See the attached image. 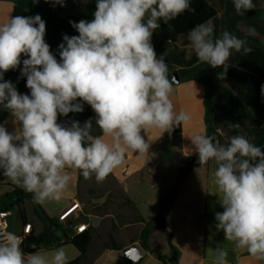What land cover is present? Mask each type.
<instances>
[{
	"label": "clouds",
	"instance_id": "clouds-1",
	"mask_svg": "<svg viewBox=\"0 0 264 264\" xmlns=\"http://www.w3.org/2000/svg\"><path fill=\"white\" fill-rule=\"evenodd\" d=\"M233 5L240 15L256 7L253 0H233ZM190 7V0H97L92 20L70 21L79 34L63 36L59 60L45 42L40 15L0 23V106L15 125L9 132L0 124L2 175L31 193L35 203L60 201L72 180L69 169L103 182L129 150L149 153L153 130L171 133L186 124L190 116L175 111L171 99L175 77L169 79L151 38L161 21L168 23ZM187 40L201 63L225 71L233 52L252 50L227 30L215 36L211 23L195 25ZM22 55L27 58L21 75L30 95L3 79L21 64ZM261 90L264 94V85ZM85 103L95 113L99 135L93 134L91 118L58 122L82 112ZM188 137L193 147L185 155L194 151L200 167L215 166L209 181L223 209L215 213L216 229L236 250L264 264V149L240 134L226 144L206 132ZM22 242L13 232L0 233V264H70L66 247L25 253ZM215 251L213 264H229L224 247Z\"/></svg>",
	"mask_w": 264,
	"mask_h": 264
},
{
	"label": "rangeland",
	"instance_id": "rangeland-1",
	"mask_svg": "<svg viewBox=\"0 0 264 264\" xmlns=\"http://www.w3.org/2000/svg\"><path fill=\"white\" fill-rule=\"evenodd\" d=\"M95 0H63V5L57 3L56 9L64 15L85 14ZM209 6L217 11L219 34L227 30L228 7L230 0H207ZM255 9H264V0H253ZM214 24L212 21L208 22ZM237 37L245 39L247 45H257L264 51V33L258 28L250 26L244 22L237 25ZM250 30L251 33H250ZM151 43L157 56H163L168 65L169 79L178 74L181 82L173 85L174 92L171 99L175 111L183 110L190 116V120L183 125L182 131L171 133H160L153 130L151 136L149 153L146 156H138L139 153L128 151L121 166L115 169L103 182H97L93 176V184L99 196L110 191L105 198V211L110 213L105 229L112 231L111 222H117L114 235L118 242L125 243L126 237H134L135 225L124 229L127 221L136 220L135 215H131L127 198L122 189L128 188L130 198L134 199L139 214L144 217L145 230L163 223L158 214L156 199L161 197L167 189L166 183L173 182L176 178L175 168L182 161L186 163L194 154L185 155L187 148H192L191 140L188 136L205 132L200 126L201 116L205 120L206 127L213 126L219 133V141L226 144L229 140L226 123L221 112L222 93L229 85L221 82L215 75L213 68L201 63L195 55L187 35L176 34L171 27L153 32ZM233 52L231 58L234 56ZM230 58V59H231ZM230 60L228 61V63ZM229 65V64H228ZM97 130L94 131L96 135ZM145 141L148 136L141 133ZM252 142V140L250 141ZM253 143V142H252ZM0 175L2 173L0 172ZM121 188V189H120ZM128 212V213H127ZM125 214V215H124ZM124 215V217H122ZM14 230L18 231L21 223L13 212L10 218ZM116 224V223H115ZM139 231V226L137 227ZM123 230V231H122ZM104 241L109 245L113 243L108 240L104 232H98L95 236L92 249L103 246Z\"/></svg>",
	"mask_w": 264,
	"mask_h": 264
},
{
	"label": "trees",
	"instance_id": "trees-1",
	"mask_svg": "<svg viewBox=\"0 0 264 264\" xmlns=\"http://www.w3.org/2000/svg\"><path fill=\"white\" fill-rule=\"evenodd\" d=\"M14 3L12 17L25 16L33 17L40 15L45 22V42L50 46V51L56 57H59V45L63 43V36H76L79 33L72 27L70 21L78 23L81 20H92L93 13L96 10L97 0L88 8L85 14L64 15L57 11L55 0H11ZM190 9L180 14L168 23L160 22V27L155 30L159 31L169 26L178 35H187L188 32L195 26L201 23L212 21L215 29V36H219L217 11L209 6L207 0H190ZM227 17V31L235 35L237 33V25L244 22L250 26L258 28L264 33V9H252L245 12L244 15L238 14L233 5V0H230ZM252 50L248 54L235 53L230 59L227 70L223 68H213L216 77L229 85L222 93L221 112L224 117L227 134L230 137L240 134L244 135L257 146L264 149V94H262V85H264V51L257 45H247ZM26 56H21V64L13 70L3 74L5 81H11L17 91L21 94H29L30 90L26 87V77L21 75L23 68V60ZM223 72V76L220 73ZM10 113L0 106V124H3L9 117ZM91 118L93 120V134L100 130L95 126V113L88 104L83 105V111L80 113H69L67 117H58V122L67 124L70 121L85 122ZM239 124V128L234 125ZM181 126L174 128L175 131H180ZM207 134L219 140V133L216 128L208 125ZM95 135V134H94ZM199 166L198 154L190 158L183 167L178 171V177L163 198L160 204L159 216L163 222L168 210L175 201L183 184L191 174V172ZM13 191L5 194L0 198V212H12L16 210V215L22 225L25 221V213L23 205L26 199L33 200L31 193L25 192L22 188L11 185ZM129 202V200H128ZM12 216H10L11 218ZM9 218V232L17 233L11 225ZM49 220V225L39 234H34L33 229L29 234L21 236L23 238L22 250L25 253L35 252L41 248L54 249L65 245H73L79 252L78 259L70 262V264H84L87 261V254L91 246L93 237L90 231L79 233L78 235L69 236L62 230L61 225ZM32 226V225H31ZM58 231H62L58 235ZM148 236V231L145 230L142 237L143 243ZM113 243L112 249L120 250L122 244L111 238ZM171 249L173 256L177 257L179 251L172 245ZM126 264H135L130 260H126ZM139 264V263H137Z\"/></svg>",
	"mask_w": 264,
	"mask_h": 264
},
{
	"label": "crops",
	"instance_id": "crops-1",
	"mask_svg": "<svg viewBox=\"0 0 264 264\" xmlns=\"http://www.w3.org/2000/svg\"><path fill=\"white\" fill-rule=\"evenodd\" d=\"M13 9L14 3L11 0H0V23L12 17ZM12 119L10 116L3 123L9 132L14 131L15 127ZM200 119L199 124L207 134L205 120L202 116ZM182 128L181 125L180 131ZM184 165L185 163L182 161L176 166L174 169L176 178L173 182L166 183L167 189L161 197L156 199L157 217L163 198L175 184L178 171ZM214 167V164L209 162L208 165L198 166L191 172L168 210L163 223L147 230L148 236L144 243L142 237L146 226L144 217L139 214L134 199L130 198L128 188L124 187L122 191L129 200L126 206L130 207L129 211L132 213L131 215L136 216V220L127 221L124 229L135 225L136 230L134 232L135 238L126 237L125 243H122L118 242L114 235L115 232H113L116 230L115 225L120 230L116 221L110 223L109 227L112 231L105 229V224L110 222L108 221L110 213L105 211L104 204L110 191L99 196L98 193H95V189L90 187L94 183H92L93 177L85 179L78 170L71 169L68 171L72 180L66 194L60 201H46L44 204H38L34 200H25L23 205L25 221L15 234L23 235L26 225H32L31 231L33 229L34 234H39L49 225L47 218L61 225L62 230L69 236L78 235L79 226L85 225L87 229L84 232L90 231L93 240L88 250L87 261L84 264H126L125 253L134 245H139L147 251L146 256L139 264H213L216 256L215 250L218 246H222L228 251L229 264H258L246 252L236 250L232 242L225 241L223 231L216 229L215 213L222 212L223 209L218 203V197L215 196L216 189L209 181ZM0 172L2 173V170ZM10 184L15 185L7 177L0 175V198L14 190ZM75 204H79V207L67 217V220L59 221V217ZM13 212L16 213V210L11 212V216H13ZM101 231L104 232L106 238L108 237V240L111 241V238H114L116 242L122 244L123 248L120 250L112 249V245L104 241L102 247L92 249L95 236ZM61 234L62 231H58V235ZM171 243L179 251L177 257L173 256ZM63 247L69 251L70 262L79 258L80 252L73 245Z\"/></svg>",
	"mask_w": 264,
	"mask_h": 264
},
{
	"label": "built area",
	"instance_id": "built-area-1",
	"mask_svg": "<svg viewBox=\"0 0 264 264\" xmlns=\"http://www.w3.org/2000/svg\"><path fill=\"white\" fill-rule=\"evenodd\" d=\"M79 204L73 205L69 210L64 212L60 217L59 221L63 222L67 220V217L77 208ZM11 216L10 212H0V233L9 232V218ZM87 229V226L81 225L78 228V233H83ZM31 232V225H26L23 231V235L29 234ZM21 235V236H23Z\"/></svg>",
	"mask_w": 264,
	"mask_h": 264
},
{
	"label": "water",
	"instance_id": "water-1",
	"mask_svg": "<svg viewBox=\"0 0 264 264\" xmlns=\"http://www.w3.org/2000/svg\"><path fill=\"white\" fill-rule=\"evenodd\" d=\"M176 83H180L181 79L178 74L174 75ZM126 257L133 263H139L147 254V251L139 245H134L126 251Z\"/></svg>",
	"mask_w": 264,
	"mask_h": 264
}]
</instances>
